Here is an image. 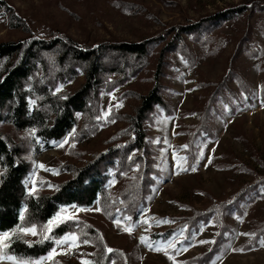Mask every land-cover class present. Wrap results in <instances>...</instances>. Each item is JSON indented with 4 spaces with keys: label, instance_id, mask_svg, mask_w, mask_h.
Segmentation results:
<instances>
[{
    "label": "rangeland",
    "instance_id": "rangeland-1",
    "mask_svg": "<svg viewBox=\"0 0 264 264\" xmlns=\"http://www.w3.org/2000/svg\"><path fill=\"white\" fill-rule=\"evenodd\" d=\"M240 7L244 10L231 12ZM220 12L222 19L210 18ZM195 25L189 32L182 29ZM55 38L70 39L82 49L150 43L144 56L114 49L102 53L110 87L101 88L98 103L90 101L71 132L49 147L35 127L0 123V134L30 162L29 193L53 192L71 178L74 165L83 166L108 148L109 139L128 140L129 116L155 84L165 104L156 105L144 122L152 168L143 202L131 213L121 197L138 172L135 164L120 181L110 178L105 204H71L59 213L61 219L83 216L95 224L99 243H84L76 232H67L58 240L77 239L56 243V254L42 264H98L104 248L114 250L110 264H198L211 251L203 264H264V186L259 182L264 178V0H0V42ZM63 51L58 44L39 54L47 59ZM87 66L69 55L64 78L48 83V69L40 65L34 81L46 82L47 95L61 100L82 86ZM36 96L28 97L33 106L42 98ZM203 119L206 129L197 130ZM251 184L257 186L227 209L223 240L213 250L221 224L211 217L189 225L188 217ZM18 262L0 259V264Z\"/></svg>",
    "mask_w": 264,
    "mask_h": 264
},
{
    "label": "trees",
    "instance_id": "trees-1",
    "mask_svg": "<svg viewBox=\"0 0 264 264\" xmlns=\"http://www.w3.org/2000/svg\"><path fill=\"white\" fill-rule=\"evenodd\" d=\"M241 10L243 11L244 8L240 7L231 12ZM224 16L225 13L220 12L210 18L218 20ZM197 26H187L182 29L189 32ZM149 43L150 40L100 44L98 47L82 49L70 39L60 38L50 42L45 40H33L31 43L26 40L0 42V123L10 122L20 130L35 127L41 142L45 147H49L52 141H58L71 132L76 125L77 114L84 112L90 101L98 103V91L101 88L110 87L111 82H104V74L108 71V67L101 61L102 53L106 49H114L122 54L144 56L148 53ZM58 44L64 48L60 57L41 58L39 54L41 48L51 49ZM69 55L78 61L88 63L85 82L64 99H53L51 95H47L49 91L47 83L38 86L34 81V74L39 66L43 65L46 70L48 69L45 73L46 81L48 83L59 81L65 77L63 66ZM158 66L160 67L161 63ZM29 95L34 97L40 95L42 98L36 99L33 106L28 100ZM164 104L159 86L155 84L148 93L140 97V104L135 108L134 114L129 116V126L125 127V130L131 133L128 140H119L116 135L117 138L109 139L111 144L108 148L94 155L83 166L74 165L72 170L74 174L71 178L56 185L53 192L29 193L26 180L30 173V162L21 158L20 147L14 146L0 134V233L10 234L3 241L8 247L4 248L0 245V256H14L19 261H28L31 264L48 254L56 241L70 231L76 232L80 241L99 243L100 229L83 216L62 218L53 224L50 232L45 230V226L49 220L63 212L65 206L71 204L91 206L97 200L105 204L108 194L112 191L109 187L110 178L114 176L120 181L132 166L140 164L137 174L132 179V185L121 196L127 202L125 207L129 212L134 213L144 200L147 173L152 168L149 163V147L144 122L156 105ZM201 128L206 129L205 119L201 121L197 130ZM110 170H113V174L109 172ZM259 182L264 186V178ZM255 185L242 187L232 199L222 201L213 199L204 211L195 210L194 214L188 217L187 224L194 225L202 220L208 221L211 217L216 219L222 226L213 250L218 249L223 240L227 209L237 205ZM32 227L36 228V239L30 238L28 233L17 231L20 228ZM41 233L50 236L51 239L40 242ZM212 253L214 254V251L202 255L198 264L209 260ZM98 260V264H110L113 260L112 252L102 249Z\"/></svg>",
    "mask_w": 264,
    "mask_h": 264
},
{
    "label": "snow or ice",
    "instance_id": "snow-or-ice-1",
    "mask_svg": "<svg viewBox=\"0 0 264 264\" xmlns=\"http://www.w3.org/2000/svg\"><path fill=\"white\" fill-rule=\"evenodd\" d=\"M62 146V145H60ZM186 147V146H185ZM195 167L192 168V171H195ZM63 211V210H62ZM60 216L57 215L56 217H54L52 220H49L48 221V224L45 226V230L47 232H50L51 231V227L53 226L54 223H57L58 221H60ZM119 223V222H117ZM127 231H131V228H127L126 229ZM17 231L19 232H25V233H31L32 235H37V231H36V228L35 227H32V228H20V229H17ZM9 233L5 232L3 233L2 236H0V245H2V247L4 248H7L8 245L6 243H3L4 240H6L8 237H9ZM41 236H42V239L40 242H43L44 239H51L50 236H47L43 233H41ZM77 239L76 236H65L62 240H58L56 241L57 244L59 245H62V244H66L67 242L69 241H75ZM142 242H145L147 243V241L142 237L141 238ZM88 241H84V243H87ZM207 241H202V243H206ZM157 250H160V249H157ZM109 252H112L114 251L113 249H108ZM238 251H243V249H239ZM56 254V249H53L51 253H49V255L45 258H41V260H37V261H33L31 262V264H42V260L43 259H52V256ZM0 259H8V260H15L16 258L13 257V256H6V257H0ZM18 264H21V262H18ZM22 264H29L28 261H23ZM86 264H89V262H86Z\"/></svg>",
    "mask_w": 264,
    "mask_h": 264
}]
</instances>
